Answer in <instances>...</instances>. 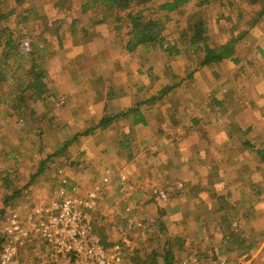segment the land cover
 I'll use <instances>...</instances> for the list:
<instances>
[{"label": "rangeland", "instance_id": "374dc122", "mask_svg": "<svg viewBox=\"0 0 264 264\" xmlns=\"http://www.w3.org/2000/svg\"><path fill=\"white\" fill-rule=\"evenodd\" d=\"M165 1L149 5L164 15L168 12L159 8ZM17 3L1 0L0 9V184L7 173L16 178L15 186L29 181L41 147L58 145L62 124L80 130L96 125L110 90L114 96L107 107L117 112L173 87L152 105L150 125L133 130L127 118L83 135L71 147L76 164L59 162L49 177L53 183L34 184L12 204L0 191V234L12 209L25 215L52 200L62 174L88 191L104 182L108 171L133 168L172 188L168 202L157 201L131 181L129 200L119 185L102 184L94 228L105 227L108 241H103L123 247V261L127 248H136L172 250L175 264L190 252L207 260L224 258L226 264H264V15L254 19L264 0H219L203 8L193 0L170 13L166 47L152 43L133 52L125 48L130 38L125 11H101L92 0ZM197 13L209 23L212 46L242 33L240 63L200 65L189 41V22ZM34 60L49 71L53 95L20 104L16 96L31 77ZM180 182L181 189L175 186ZM227 234L237 236L223 249L215 247Z\"/></svg>", "mask_w": 264, "mask_h": 264}, {"label": "trees", "instance_id": "16d2710c", "mask_svg": "<svg viewBox=\"0 0 264 264\" xmlns=\"http://www.w3.org/2000/svg\"><path fill=\"white\" fill-rule=\"evenodd\" d=\"M25 0H17V4L22 5ZM136 0H92V4L101 11L106 10L112 13H120L125 11L126 28L129 33V40L126 44V50L133 52L143 46L159 43L163 47H166V29L171 25L173 18L170 13L180 9L182 6L191 3L193 0H167L160 5V10L168 12L164 15H158L149 5L151 0H138L139 7H133ZM219 0H196V6L203 8L206 6H212ZM93 6V7H94ZM1 9V0H0ZM264 15V6L260 9L257 16L254 18L258 20ZM2 13L0 10V19ZM123 17H118L117 20H122ZM245 35L246 32H243ZM242 33L236 38H231L225 44L218 46H212L210 40L213 38L208 21L197 13L190 19L189 22V41L194 48L196 54L200 58L201 66L215 67L221 64L223 61L236 64L241 62V57L237 51V45L240 39H242ZM12 42V41H11ZM171 51V48H169ZM6 52V51H5ZM6 58H9V54L5 53ZM8 65L4 62V66ZM40 61L34 60L30 65L31 77L21 87V93L18 92L16 99L20 104L25 103L29 98H37L40 100H47V97L53 95L51 86V77L49 71L43 66ZM2 61H0V67ZM243 64L241 65V67ZM167 88L162 89L159 95L152 97L149 100L139 101L134 107L128 110H121L114 112L111 108H108V102L113 99V90L109 91V96L102 106L100 111V118L96 125L87 128L86 130H80L74 128L69 123H64L59 127L60 137L58 145L54 148L50 146H43L40 150V157L38 166L31 179L21 186H15L16 178H10L12 173L4 175V184H0V190L5 193L6 204L12 201H17L20 197L26 196L27 192L36 183H42L44 185H50L53 180L49 181V177L54 172H58V163L61 161H67L71 165L76 164L71 155V147L80 143L83 135H91L96 130H106L116 125L117 123L124 121V119L132 120V129L135 130L137 125L148 126L151 123L152 105L162 100L169 91L168 87L173 85H167ZM107 102V103H106ZM219 104V103H218ZM126 139H130V135L125 136ZM125 140L120 142L121 147H125ZM264 157V156H263ZM58 185L61 183L60 178H56ZM6 191V192H5ZM50 201V200H49ZM12 204V203H11ZM16 206V204L14 205ZM230 225L227 224V228L230 230ZM96 230L102 235L104 241H108L105 227L96 228ZM233 236H237L233 234ZM234 237V238H235ZM3 241V234H0V245ZM127 257L121 264H175L176 256L172 250H168L164 254L156 250L151 251L148 254H143L139 249H128Z\"/></svg>", "mask_w": 264, "mask_h": 264}, {"label": "built area", "instance_id": "2783aa9c", "mask_svg": "<svg viewBox=\"0 0 264 264\" xmlns=\"http://www.w3.org/2000/svg\"><path fill=\"white\" fill-rule=\"evenodd\" d=\"M133 173V168L108 171L105 189L112 184L121 187ZM60 181L52 200L39 203L25 215L19 208L10 211L0 245V264H121L123 247L108 245L93 225V213L103 196V180L92 184L88 191L72 184L66 175L62 174ZM182 185L180 182L177 187L181 189ZM152 187L160 200L170 198L165 187ZM191 253L177 264H226L224 258L213 261L206 255Z\"/></svg>", "mask_w": 264, "mask_h": 264}, {"label": "crops", "instance_id": "0c3cea01", "mask_svg": "<svg viewBox=\"0 0 264 264\" xmlns=\"http://www.w3.org/2000/svg\"><path fill=\"white\" fill-rule=\"evenodd\" d=\"M86 75L87 73H82V75ZM77 75H80V74H77ZM91 77V76H90ZM105 80V79H104ZM90 85V84H89ZM88 89L89 90H93V88L92 87H90V86H88ZM113 104H115V99H114V101H113ZM112 107V105L109 107V108H111ZM161 169V168H160ZM131 181H133V182H137V184H136V187L137 188H143V187H145V188H147L148 190H149V192H150V194H151V196L153 197V198H155L157 201L159 200L158 199V197L154 194V192H153V187L152 186H154V185H159V184H157V183H155V180L153 179V178H151V177H149V176H147V175H144V174H140V173H138L136 170L134 171V173H133V176H131L130 178H129V180H128V182L127 183H125L124 185H122L121 186V188H122V190L123 191H126V192H121L122 194H127V198L129 199V200H131V198H130V195H131V191H133L134 190V188H133V185L135 184H133V185H131L129 188H128V190H127V186H128V184L131 182ZM175 186H177V185H175ZM174 186V187H175ZM167 190H169L170 188H172V186L170 185V187H165ZM173 190V189H172ZM170 192H171V190H170ZM169 200V199H168ZM161 201V200H160ZM167 201V200H166ZM168 202V201H167ZM129 208H130V210H131V206L129 205L128 206ZM132 214V213H131ZM131 223L133 224L134 222H133V220H131ZM94 225V224H93ZM228 236L226 237V238H223V239H221L220 240V245H218V246H215V245H217L218 244V242L215 244V243H213L212 242V244L211 245H214L215 247H218L219 249H223L224 248V246H225V244H227V242H229L228 240L230 239V240H232V238H234L235 236H233L232 238H231V236L233 235V234H227ZM211 240V239H210ZM231 242V241H230ZM254 244H255V242H253ZM254 244H252V245H254ZM256 246V244L253 246V247H255ZM153 251V250H152ZM144 253V252H143ZM145 254H148V253H145ZM241 253H239V255H240ZM242 264V263H241Z\"/></svg>", "mask_w": 264, "mask_h": 264}]
</instances>
